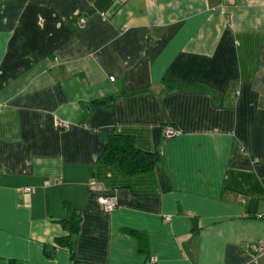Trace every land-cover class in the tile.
I'll return each mask as SVG.
<instances>
[{"label":"crops","instance_id":"0c3cea01","mask_svg":"<svg viewBox=\"0 0 264 264\" xmlns=\"http://www.w3.org/2000/svg\"><path fill=\"white\" fill-rule=\"evenodd\" d=\"M0 102V264H264V0H0Z\"/></svg>","mask_w":264,"mask_h":264},{"label":"trees","instance_id":"16d2710c","mask_svg":"<svg viewBox=\"0 0 264 264\" xmlns=\"http://www.w3.org/2000/svg\"><path fill=\"white\" fill-rule=\"evenodd\" d=\"M187 88L196 89L197 86L190 85ZM101 156L107 162H119L128 173L150 170L161 160L159 152L141 150L136 146L132 136L117 133L111 134L108 137ZM77 230L78 219L72 223V234L76 233ZM131 232L137 234L135 231Z\"/></svg>","mask_w":264,"mask_h":264},{"label":"built area","instance_id":"2783aa9c","mask_svg":"<svg viewBox=\"0 0 264 264\" xmlns=\"http://www.w3.org/2000/svg\"><path fill=\"white\" fill-rule=\"evenodd\" d=\"M115 1H121V0H115ZM85 18H81V23H85ZM112 80H114V77H111ZM5 108V104L3 102H0V112H2ZM56 125L58 127H66L67 124L63 123L62 121H57ZM165 134L166 137H173L176 135L181 134V131L172 128V127H168L165 130ZM27 191H33L32 187H27L26 188ZM99 203L103 206V209L107 212L113 211L117 205H118V201H117V197L114 195H108V196H101L98 199ZM252 251L254 253L255 259H260V258H264V237L260 238L259 240H257V242H255L252 246ZM152 261L156 260V257H152L151 258ZM251 264H255V262H252Z\"/></svg>","mask_w":264,"mask_h":264}]
</instances>
